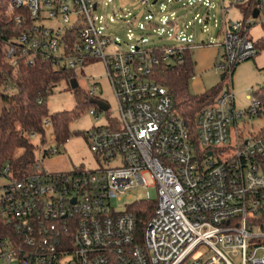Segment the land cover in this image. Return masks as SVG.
Here are the masks:
<instances>
[{
    "label": "built area",
    "instance_id": "built-area-1",
    "mask_svg": "<svg viewBox=\"0 0 264 264\" xmlns=\"http://www.w3.org/2000/svg\"><path fill=\"white\" fill-rule=\"evenodd\" d=\"M137 1L151 4V0ZM111 3L114 0L105 5ZM220 4L224 60L217 67L228 77L259 53L248 34L256 21L253 11L258 9L259 17L264 0H228V5L220 0ZM240 5L249 6L245 18L232 19V7L244 13ZM185 6L191 7L189 12L206 6L209 14L211 2L189 0ZM99 7V0L8 1L18 31L6 42L8 59L16 64L19 59L41 58L73 70L102 60L119 118H109L85 133L100 162L95 169H42L43 158L59 153L64 145L54 142L50 115L41 121L45 141L35 151L39 158L32 172L15 179L9 163L0 165V179L8 180L0 186V222L7 229L0 230V261L264 264V127L258 135L249 132L248 136L239 129L244 116L264 115V93L253 91L249 107L242 110L236 107L232 85L222 89L199 112L192 130L168 89L152 76L160 62H183L194 38L148 45L141 36L135 42L136 29L151 25V20L137 26L136 16L128 13L119 18L118 34L111 27L116 14H97ZM195 20L207 30L209 16L196 13ZM158 23L174 27L178 20ZM96 90L93 86L90 95ZM94 106L89 112L96 119L110 108ZM124 197L135 200L117 210L114 200ZM141 200L155 205L143 232L132 209Z\"/></svg>",
    "mask_w": 264,
    "mask_h": 264
},
{
    "label": "rangeland",
    "instance_id": "rangeland-1",
    "mask_svg": "<svg viewBox=\"0 0 264 264\" xmlns=\"http://www.w3.org/2000/svg\"><path fill=\"white\" fill-rule=\"evenodd\" d=\"M100 7L96 11L97 14H116L118 18L112 23V29L121 34L122 22L120 17L125 18L128 13L131 16H136L137 26L140 23L145 24L151 20L155 24L146 25L143 28L136 29V40L143 36L145 44L148 45H170L180 44L186 38H194L195 43L205 41L207 45H194L191 47L192 57L195 63L194 73L199 77L196 80L191 79L189 89L193 94H201L209 91L214 87H222L227 89L232 85L235 94L236 107L239 109H246L250 105L248 96L257 91L262 90L264 93V68L257 67L255 58L246 60L240 63L233 72V76L222 78L224 71L218 69V65L224 60V49L220 45L222 36L219 35L220 23L222 15L220 12V0H210L211 6L209 14H207L206 6H203L200 11H190V6H185L189 0H176L169 4L168 0H158L153 4L151 0L150 5H142L137 0H114V3L105 5L107 0H99ZM225 5H228V0H225ZM196 13L200 15L205 14L210 17L209 22H205L207 28L203 31V25L195 20ZM232 19L240 20L245 18V14L241 9L232 7L230 9ZM130 16H128L129 18ZM252 15L248 14L246 18L250 19ZM159 19L171 20L177 19L178 24H166L165 26L158 23ZM257 26L251 28L249 38L259 44V53L264 50L261 48V41L264 39V10L256 19ZM194 24L192 25V23ZM217 23V25H215ZM187 26V27H186ZM125 34L126 31H123ZM178 33L179 37H174ZM126 39V36L124 37ZM211 43V44H209ZM144 45V44H142ZM202 52L207 57H212V65L202 72H198L197 63L199 53ZM258 56V54H257ZM256 57V56H255ZM77 87H74L72 80L62 79L56 86L53 87V92L48 96L46 105L49 114L68 111L75 113V117L70 123L71 135L69 140L60 148L59 153L46 156L43 158L42 169L50 172L56 171H70L75 168L95 169L99 167L100 162L96 159L94 153L90 150L85 133L93 126H98L108 123L109 118H119L118 104L115 97L114 89L112 87L107 69L102 60H95L85 67H77L74 70ZM97 88L94 96L90 95L92 87ZM91 99H99L105 101L109 106L107 112H100V118H95L90 114L89 110L92 107L85 104ZM86 105V106H85ZM264 127V115L262 117H253L251 119L243 117L239 120V129L248 136L249 132L258 135L259 131ZM234 130V129H233ZM35 145L40 144L39 136L32 138ZM35 158L39 155L36 152ZM225 155L221 156L224 159ZM8 180L0 179V186L7 184ZM150 193L153 198L156 197V189L150 188ZM135 199L124 197L121 201L114 200V206L117 210H124L125 205L132 203ZM0 264H3L0 261ZM15 264V263H12Z\"/></svg>",
    "mask_w": 264,
    "mask_h": 264
},
{
    "label": "trees",
    "instance_id": "trees-1",
    "mask_svg": "<svg viewBox=\"0 0 264 264\" xmlns=\"http://www.w3.org/2000/svg\"><path fill=\"white\" fill-rule=\"evenodd\" d=\"M8 1L0 0V165L9 163L11 176L21 179L32 172L35 163V151L38 146L32 138L39 136L40 143L45 141L41 126L44 116L50 115L52 118L56 144H64L69 140L70 123L76 112L62 111L49 114L46 101L54 86L62 79H75V75L73 69L57 68L41 58H35L33 61L19 59L16 64L8 59L6 42L18 33L13 15L8 11ZM248 7H243L245 15ZM204 44H206L204 40L193 43ZM260 44V47L264 48V39ZM257 45L259 47V44ZM194 65L191 49H187L183 62H160L153 68L152 76L168 89L176 108L192 130H195L199 112L212 104L222 91L220 86L202 94L191 93L189 83L195 75ZM85 104L95 105L93 99ZM154 207L153 201L144 200L137 201L132 206L140 231L145 230ZM0 230L7 232L2 222Z\"/></svg>",
    "mask_w": 264,
    "mask_h": 264
},
{
    "label": "crops",
    "instance_id": "crops-1",
    "mask_svg": "<svg viewBox=\"0 0 264 264\" xmlns=\"http://www.w3.org/2000/svg\"><path fill=\"white\" fill-rule=\"evenodd\" d=\"M257 22L254 23V26L253 27H256L257 26ZM263 24V23H262ZM252 27V28H253ZM211 44V43H209ZM207 45L204 44L202 45L201 47H205ZM255 58V64L257 67H260V68H264V50H262L260 53H258V56L254 57ZM196 63V62H195ZM212 65V57H207L205 58V55L200 52L199 53V56H198V63H197V70L198 72H202L204 70H207L210 66ZM238 68V67H237ZM237 68L235 69V71L237 70ZM234 71V72H235ZM234 74V73H233ZM199 77L198 74L194 75V77L192 78L193 80H196L197 78ZM223 89V88H222ZM257 90H261V89H257ZM208 91V90H207ZM206 92V91H205ZM203 92V93H205ZM202 94V93H201Z\"/></svg>",
    "mask_w": 264,
    "mask_h": 264
},
{
    "label": "water",
    "instance_id": "water-1",
    "mask_svg": "<svg viewBox=\"0 0 264 264\" xmlns=\"http://www.w3.org/2000/svg\"><path fill=\"white\" fill-rule=\"evenodd\" d=\"M153 3H156V0L153 1ZM259 15V10L258 9H255L253 11V17L254 18H257ZM65 69V68H63ZM222 78H224V75L222 76ZM72 84L74 87H76L78 84H77V81L75 79L72 80ZM93 103L98 105L100 108H102L103 110H107L109 105L103 101V100H98V99H93ZM209 155H212V152H209Z\"/></svg>",
    "mask_w": 264,
    "mask_h": 264
}]
</instances>
